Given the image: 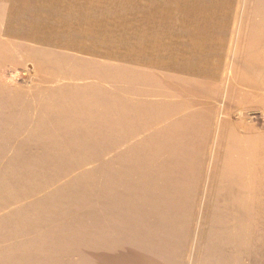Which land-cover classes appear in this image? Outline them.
<instances>
[{
    "label": "crops",
    "instance_id": "1",
    "mask_svg": "<svg viewBox=\"0 0 264 264\" xmlns=\"http://www.w3.org/2000/svg\"><path fill=\"white\" fill-rule=\"evenodd\" d=\"M39 4L50 9L43 16L46 19L64 12L63 0ZM198 5L192 0L190 7ZM95 6L97 0H85L78 21L90 23ZM197 14L204 13L196 10L193 15ZM149 17L145 21L154 24L140 30L149 46L129 56L107 50L98 66L84 70L86 80L74 72L80 69H63L59 63L45 61L41 67L34 66L30 80L0 78V141L9 144L10 136L17 134L22 140L33 134H74L82 117L76 105L81 91L95 93L89 101L96 109L99 89L105 110L108 102H119L125 111L120 117L136 120L133 131L120 132L132 137L105 160L140 146V229L136 228L140 264H177L178 259L183 264H241L235 200L246 191L248 264H264V224H259L258 233L257 223V200L264 197V85L258 88L250 81V88L238 89L239 106L230 110L231 88L225 78L228 41L218 36L217 18L202 22L205 18L189 20L186 15ZM177 19L182 23L179 32ZM207 21L213 25H205ZM189 23H194L193 30ZM7 29L13 30L11 25ZM42 31L26 35L48 38V32ZM15 211V207L0 210L1 226L8 228L0 232V264L17 260V235L10 222ZM100 214L105 215L103 228L96 236L89 233L83 260L85 264H122L129 224L121 218L113 225L107 213ZM136 221L139 225V218ZM136 231L131 236L137 239ZM24 237L27 264L33 234ZM72 251L71 262L78 264L80 255L75 247ZM53 257L57 261L60 256Z\"/></svg>",
    "mask_w": 264,
    "mask_h": 264
},
{
    "label": "rangeland",
    "instance_id": "2",
    "mask_svg": "<svg viewBox=\"0 0 264 264\" xmlns=\"http://www.w3.org/2000/svg\"><path fill=\"white\" fill-rule=\"evenodd\" d=\"M41 1L44 0H0V78L30 80L34 66L41 67L45 61L59 63L63 69H80L74 72L86 80L89 76L84 70L98 66L96 62L106 57L107 50L129 56L149 46L148 38L140 34V30H149L148 26L154 24L145 21L149 16L172 15L179 19L186 15L189 20L205 18L202 22L216 17L218 36L227 38L225 78L231 88L230 110L239 106L235 99L240 89L250 88V81L258 88L264 85V0H196V9L190 7L192 0H97L90 23L78 21L85 0H63L64 12L52 19L44 18L49 8L38 5ZM196 10L204 14L194 16ZM189 24L193 30L194 23ZM208 24L213 25L207 21L205 25ZM8 25L13 30L7 29ZM180 25L178 20V32ZM40 29L49 37H34ZM30 33L32 37L26 35ZM180 33L184 34L183 30ZM82 51L101 54H79ZM96 94V109L89 101L93 92L82 90L76 100L82 117L74 134H33L24 140L17 134L10 136L9 144L2 145L0 141V210L16 208L10 216L12 233L17 235L14 264H25V234H33L27 264H72L73 247L80 255L78 264H85L83 254L89 233L96 236L103 228L105 220L101 218L105 215L100 213H107L113 225L121 218L129 224V244L122 252L126 259L122 264H140V231H136L137 226L140 229V146L105 160L108 153H114L132 137L120 132L133 131L136 120L120 117L125 111L119 102H108L105 110L104 103L100 104L99 89ZM235 202L241 264H248L247 191ZM257 206L259 233V224H264V197H258ZM1 225L3 222L0 232L8 231ZM135 231L139 240L131 236ZM94 241L100 243L97 238ZM95 249L99 252V244ZM53 256L60 257L54 261ZM177 264L183 263L178 259Z\"/></svg>",
    "mask_w": 264,
    "mask_h": 264
}]
</instances>
